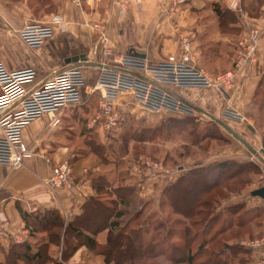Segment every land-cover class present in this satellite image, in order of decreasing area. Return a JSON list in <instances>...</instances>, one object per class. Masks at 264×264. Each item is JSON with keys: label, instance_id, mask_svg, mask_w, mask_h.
Instances as JSON below:
<instances>
[{"label": "crops", "instance_id": "0c3cea01", "mask_svg": "<svg viewBox=\"0 0 264 264\" xmlns=\"http://www.w3.org/2000/svg\"><path fill=\"white\" fill-rule=\"evenodd\" d=\"M223 2L224 0H188L176 16L180 25L178 30L191 40L193 53L199 57L198 61L203 63L206 69L204 63L207 64L210 59L221 61L227 55L230 57V54L232 58L234 33H237L240 38H247L250 31H257L258 41L254 61L248 66L243 81L229 92L228 99L223 98L214 89L168 86L164 88L192 107L201 117L205 118L207 117L205 114H208L220 119L223 110L230 108L245 118H254L255 116H249L248 113L251 112L255 93L264 84V13H257L254 16L243 15L244 26L241 29L237 30L234 24L229 23L223 30L224 27L219 26V19L212 9L213 3L223 5ZM157 8L155 0H81L80 5H75L70 0H0V63L10 72L28 69L35 71V81L25 88L26 92L36 89L43 81L64 69L79 67L83 74L84 87L81 103L74 107L93 105L95 107L97 95L91 94V91L98 71L91 63L98 59V56L93 53L98 41V31L93 28V25L98 24L105 29L108 35V46L116 53L128 54L133 51L144 54L146 58H152L158 53L169 55L176 51L175 31L169 20L158 13ZM53 16H60L63 21L55 26L54 35L41 48L31 49L20 41L17 35L20 29L31 24H46ZM81 56H84V60L80 58ZM75 58L76 60H73ZM129 99L132 100L130 97H120L117 101L118 108L124 106L125 101ZM68 110L70 109L67 108L59 114L55 128L41 124L35 129V123L38 124L41 117L25 128L22 136L30 156L24 160L20 168L7 170L0 166V223H7L5 228L0 230V264L11 262L15 256V247L20 246L21 243L30 244L32 250L36 251V242L46 239L45 233L34 237L29 236L28 233L23 234L21 243L14 241V237L21 235L25 230L28 231L21 219L20 211L34 213L39 210L53 209L68 219L79 214L88 198L99 196L93 187V180L96 177H103L112 188H116L113 186L114 178L110 179L104 171L97 173L101 167H105L104 162L100 167L92 168V163L98 159L96 155L86 151L84 147L75 150L72 139L69 140L67 137L68 144L60 143L63 134L67 136V132H63L60 127L62 123L69 122ZM148 113L149 111L142 108L135 111L136 116ZM262 117L263 124L259 130H253L249 124L222 120L245 139L257 155L253 157L249 151L246 154L243 148L230 145L222 148V153H217L216 158L210 162H252L259 168V173L247 174L249 178L245 181L242 191L235 195L231 194L228 200L222 201L221 207L214 210V214L218 217L216 216L215 222L212 223V230L207 231L203 227L201 232L194 234L191 246L194 247L196 241L199 243L192 254L196 252L200 244H203V248L194 254V264L204 257L214 260L218 255V251L211 253L210 249L216 242L218 233L211 235V231L215 227L220 228L218 230L221 231L218 232L224 234L232 230L233 226L224 225V218L227 217L225 209L232 205L242 204L247 211L256 209L257 217L246 221L244 229L253 228L254 234L257 235L264 231V198L252 194L255 190L264 188V109ZM34 129L35 134L32 132ZM43 153L48 156L49 163L42 158ZM64 160L70 161L72 178L76 184L71 190L59 189L52 193L44 182L51 176L52 166ZM131 171L132 167L129 169L130 179L136 180L130 186L133 189L132 197L146 198L144 202H149L151 212H159L160 197L167 183L165 177L136 175ZM110 192L101 194V199L114 198ZM130 200L131 198L122 204L123 206L119 204L118 209L123 213L127 212ZM106 235V231L99 233L95 239L101 245L105 242ZM199 238L202 241H199ZM241 240L223 241L225 243L219 250V258L228 261L229 264H241L240 260L244 259V252L240 249L238 251L232 249L237 244L245 243ZM226 245H229L231 250L224 249ZM48 254L52 258L57 256L59 258L60 248L51 245ZM249 258L251 259V253ZM163 260L171 264L169 257ZM23 263L18 261V264ZM102 263L101 256L83 246L63 264Z\"/></svg>", "mask_w": 264, "mask_h": 264}, {"label": "built area", "instance_id": "2783aa9c", "mask_svg": "<svg viewBox=\"0 0 264 264\" xmlns=\"http://www.w3.org/2000/svg\"><path fill=\"white\" fill-rule=\"evenodd\" d=\"M80 5L81 0H70ZM156 4L167 20L174 21V16L186 4V0H156ZM237 0L230 6L236 8ZM124 6V5H123ZM63 21L60 16H53L46 24H31L17 32L20 41L31 49L41 48L54 35V28ZM98 31V41L93 53L98 56L91 64L98 71L91 94L97 95V111L90 127L100 125L108 131L121 120L117 101L120 97H130L144 110L158 113L166 111L194 117L198 112L183 101L173 96L164 87L214 89L223 98H229V92L243 81L248 66L254 61L258 41V32L250 31L247 38H242L233 67L228 71L212 74L196 59L188 37L179 35L178 54L164 59L151 61L129 54L112 51L108 46V35L100 25H93ZM35 71L21 70L10 72L0 63V166L7 170L18 169L30 156L24 144L22 133L25 128L40 117L47 115L51 127L63 109L80 105L84 78L79 67L64 69L43 81L36 89L26 92L25 88L34 83ZM223 121L242 123L243 117L236 111L225 108L221 114ZM42 158L49 163L46 153ZM133 174L142 172L143 176H159L162 168L152 161H141L132 166ZM50 192L59 189L71 190L74 187L71 167L64 160L51 168V176L44 182ZM6 222L0 223V230ZM21 235L14 237L21 243ZM249 249L257 264H264V235L257 240L243 244Z\"/></svg>", "mask_w": 264, "mask_h": 264}, {"label": "rangeland", "instance_id": "374dc122", "mask_svg": "<svg viewBox=\"0 0 264 264\" xmlns=\"http://www.w3.org/2000/svg\"><path fill=\"white\" fill-rule=\"evenodd\" d=\"M231 1L232 0H224V4L219 6L224 11L226 19H229L230 16H233L236 19V17L238 16L239 20L241 21L242 27L244 26L243 15L254 16L257 13H264V0H237L238 4L236 8H232L230 6ZM218 4L213 3L212 7L214 8V6ZM157 10L158 13L161 14L159 8H157ZM178 13H176V15L174 16V21H169L173 25L176 36V51L172 54H169L170 56L178 54L179 35L183 34L182 32H179L180 30H178L179 22H177L176 17ZM225 29L226 27L223 28V30ZM241 39L242 38H240L238 34L234 33V53L232 55V58L230 54V57L229 55H227L221 61L210 59L208 60L207 64L204 63L207 69L211 72H217L219 70L230 68L232 62L234 63L236 61L239 51L238 43ZM169 55L158 53L154 57L148 58L149 60L154 61L164 59ZM195 57L198 60L199 57H197V55H195ZM199 63L203 65V63L201 62ZM68 109H70L68 110L69 113H67V115L69 116V122L67 124L62 123L60 127L62 128L63 132H67V136L63 134L60 143L68 144L69 141L66 139L67 137L69 140L72 139L73 147L75 150L80 149L79 147H84L86 151L92 154L95 153L98 159L96 162L92 163V168L94 169L96 166L100 167L104 162L106 164L105 167H101V170H99V172L97 173H102L104 171V174L108 175L110 179L114 178V187L129 188L131 185H133L136 180L130 179L131 176L129 173V169L130 167L135 165V163H140L141 161H152L159 164L162 168V173H164L161 175H163L166 179V186H169L170 184L174 183L179 177L184 175L188 170L195 167H202L215 163L210 161L216 158L217 153H222V148L224 147L233 145L241 147V149L243 148V151H245L246 154L249 153L248 150H246L232 135L225 131V129H223L220 125H218L211 119L199 116V113H197L194 117H188L180 113H170L166 111L153 113L149 111L148 114H145L143 116H136L137 114H135V111L140 110L141 108L137 107L135 102L129 99L128 101H125L124 106L118 108L119 112L121 113V120L117 123V125L108 131H103L101 130L100 125H96L98 127H90L91 120L96 115L97 104L95 107L93 105L90 107H72ZM263 109L264 86H262L261 92L257 94L256 97H254L252 107L250 109L251 112L248 113L249 116H255V119L252 117L245 118L239 113L244 119L242 123L244 125H251V128H253V130H259L261 124H263ZM63 111H65V109H63L62 112ZM250 118H252V120L254 119V123ZM51 119V117L48 118V116L46 115L41 117L38 120V124L37 122L35 123V129L38 128V126H40L41 124L48 127L49 123H51ZM220 119L222 120L221 116ZM28 129L31 132V129ZM35 129L32 131L34 132V134ZM252 156L255 157L256 155ZM135 174L142 175V172H137ZM248 178V175L245 177L239 176V179H242L244 181H247ZM232 184L233 182H231L230 185ZM235 185L237 186V183ZM222 187L223 188L216 190L201 199H207V202H209L211 206L217 203L218 207H221V202L224 201L227 196H229V191L227 192L224 190L225 188L227 189V187ZM233 187L229 189L230 192L235 194V192H233ZM130 197V206L127 207V212H124L122 222L124 223L135 216L136 218H138L134 225L140 224L143 221L146 223L145 220L149 218L150 220H148V223L154 226L163 225L162 230H160V235H156L154 233V235H156L157 241L161 239L162 235H166L167 231L173 230L177 232L180 231L179 233H182L184 228H190L191 224H193L194 221H198L200 219V217H196L194 221L192 220L193 222L189 219L186 220V222L181 221L180 224H178V219L182 218L175 214L169 206L162 207L159 202V212L152 213L150 210L151 206L148 205L149 202H144L146 198L140 199L136 197L133 198L132 196ZM126 199V202H128L130 198ZM178 201L179 199L177 197V200L175 202L178 203ZM140 208H142V210ZM241 213L242 212H238V215L235 216V220H237L238 218L240 219ZM251 215L252 213L250 212V214H248L246 218L251 217ZM252 217L254 216L252 215ZM148 223L146 224L148 225ZM201 229H203V226H191V228L188 229L189 235H192L194 232H196V230H198V232H201ZM218 229L220 228L215 227L214 230L211 231V235L218 233L216 242L213 243L210 247L211 253L219 251L222 248V245H224L225 243L223 241L228 240L237 242L242 239L245 243H248L250 241L257 240L264 235L263 230L258 235L254 234L253 228H251L250 230L244 229L243 231L237 230L236 226H234L232 230L227 234L219 233L220 230ZM247 234H249V236H246ZM166 239H168V242L170 241L171 243L170 249L172 248V245L179 247L183 246L184 244V238L182 234H180L178 238H176L175 235L171 236V238ZM200 240L202 241L201 238H199V241ZM198 243L199 242L196 241V243L194 244V249L196 248V245H198ZM162 249L167 253L171 251L170 249H167V245L165 244ZM157 250H159L158 245L153 250V252ZM175 255L178 256V253H175ZM204 259H206V257L201 260H197L195 264L204 261ZM249 263L257 264V259L251 256ZM142 264L169 263L165 262L160 256L155 260H147Z\"/></svg>", "mask_w": 264, "mask_h": 264}, {"label": "trees", "instance_id": "16d2710c", "mask_svg": "<svg viewBox=\"0 0 264 264\" xmlns=\"http://www.w3.org/2000/svg\"><path fill=\"white\" fill-rule=\"evenodd\" d=\"M187 2L188 0H186V3ZM219 5L220 4L215 5L214 8L212 7L213 12L219 19V26L222 28L232 23L237 30L239 28L241 29L242 24L238 16L236 19L233 16L226 19L225 13ZM232 64L228 69L219 70L217 72L208 71L212 74L225 72L231 69ZM261 90L262 88L257 90L255 97ZM68 162L71 166L70 161ZM249 173H259V168L252 162L238 163L235 161H223L215 162L207 166L195 167L188 170L174 183L164 187L160 205L162 207L169 206L175 214L182 218L178 219V224H180L181 221L186 222V220L189 219L194 221L196 217H200L198 221H192L193 224H191V226H203L204 229L210 231L213 228L212 223L215 222L217 216L214 214V210L218 207V204L215 203L211 206V204L207 202V199L201 198L223 188L222 186L227 187V189L225 188L224 190L227 192L229 191V196L233 194L229 189L233 186V192H235V194L240 193L245 181L239 179V176ZM231 182H233L232 185H230ZM73 183L74 185L76 184L74 179ZM236 183L237 186L235 185ZM93 187L99 196L88 198L82 205L79 214L72 218L65 219L57 210L53 209L39 210L34 213L20 211L21 219L25 223L29 236L34 237L37 234L45 233L46 239H41L36 242V251L32 250L30 244L26 242L21 243L20 246L15 247V256L8 264H18V261L24 262L23 264H63L83 246L101 256L103 258L102 264H142L147 260H155L160 256L165 260L169 257L171 264H194V254L198 253L203 248V244H200L196 252L192 254L195 250L194 247L191 246V240L194 234L196 232L198 233V230L192 235H189L188 231L191 226L190 228L188 227V229L184 228L182 233H179L180 231L169 230L166 232V235H162L161 239L157 241L156 235H160V230H162L163 225L154 226L148 223L150 218L145 220L148 225L144 221L134 225L138 218L135 216L124 223L121 221V217L124 213L118 209V205L125 204L127 201L126 198H131L130 196L133 194L132 188H112L105 179L100 176L93 180ZM108 190L111 191L110 193L114 195V198L102 200L100 197L101 194H109ZM229 196H227L225 200L228 199ZM177 197L179 199L178 203L175 202ZM225 212L227 213V217L225 218L224 225L236 226L237 230H244L246 221L252 220L255 216L257 217L258 214L256 209L249 211L245 210L242 204L232 205L226 208ZM238 212H242L241 217L235 220V216L238 215ZM250 212L254 217L251 215V217L246 218ZM105 231L107 232L105 242L100 245L95 237L99 233ZM154 233L156 235H154ZM180 234H182L184 238L183 246L177 247L172 245L170 249L171 243L168 242L166 238H171V236L175 235L176 238H178ZM164 244L167 245V249L171 250L170 252L167 253L163 251L162 248ZM51 245L60 248L59 258L58 256L55 258L49 256L48 249ZM157 245L159 250L153 252ZM224 249L231 250V247L226 245ZM232 249L237 251L240 249L244 252V259L241 258L240 260L241 264H250L249 249L241 244H237V246H234ZM175 253H178V256H176ZM186 254L187 256H185ZM219 254L220 252L218 251V255H216L214 260L206 259L199 264H229L228 261L221 260Z\"/></svg>", "mask_w": 264, "mask_h": 264}, {"label": "water", "instance_id": "95a60500", "mask_svg": "<svg viewBox=\"0 0 264 264\" xmlns=\"http://www.w3.org/2000/svg\"><path fill=\"white\" fill-rule=\"evenodd\" d=\"M131 56H135L138 58H145L144 54L141 53H136V52H129L128 53ZM78 58V57H76ZM73 59V60H76ZM81 59L84 60V56L80 57ZM208 118H210L212 121H214L215 123H217L218 125H220L223 129H225V131H227L230 135H232L241 145H243L252 155H257V152L251 147V145L245 140L243 139L238 133H236L232 128H230L227 124H225L222 120L217 119L215 117H212L208 114H205ZM253 195H257L260 196L262 198H264V188L255 190L253 193Z\"/></svg>", "mask_w": 264, "mask_h": 264}]
</instances>
